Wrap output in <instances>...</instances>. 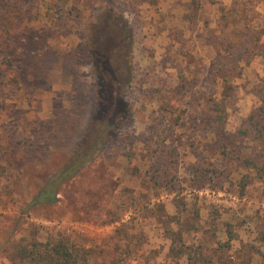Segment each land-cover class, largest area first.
Segmentation results:
<instances>
[{
    "label": "rangeland",
    "instance_id": "1",
    "mask_svg": "<svg viewBox=\"0 0 264 264\" xmlns=\"http://www.w3.org/2000/svg\"><path fill=\"white\" fill-rule=\"evenodd\" d=\"M194 6L191 0H0V226L9 225L0 237L54 230L83 240L91 251L84 250L85 261L95 255L91 264H100L98 251L125 253L127 242L139 238L145 244L153 215L175 204L186 207L179 212L184 218L222 223V234L234 240L226 250L246 251L264 264V184L250 183L244 170L207 150L214 101L233 93L222 139L260 104L264 0H201L202 17ZM116 16L134 33L125 92L131 121L117 137L102 136L93 163L57 191L55 202H36L92 124L90 35L95 23ZM115 66L128 79L124 61ZM210 165L214 181L193 173ZM61 221L90 229L81 234L52 225ZM120 262L127 264L124 254ZM149 263H156L153 253L138 264Z\"/></svg>",
    "mask_w": 264,
    "mask_h": 264
},
{
    "label": "trees",
    "instance_id": "2",
    "mask_svg": "<svg viewBox=\"0 0 264 264\" xmlns=\"http://www.w3.org/2000/svg\"><path fill=\"white\" fill-rule=\"evenodd\" d=\"M191 1L195 3V12H198L201 0ZM94 25L96 31L91 32V46L88 47V55L93 62L96 80V110L92 124L68 160L52 175L46 186V194L36 199L39 203L55 202L57 191H60L63 185L73 183L77 176L93 163L97 154L100 153L102 136L105 135L107 139L117 137L119 131L126 127L132 118L131 106L125 99V92L132 84L133 30L129 23L119 16H116L113 22H101ZM228 26L234 25L228 24ZM99 30H106L105 36L98 37ZM119 60H123L128 67V79H121L118 76L115 65ZM11 62L9 60L11 65H15ZM258 98L260 104L242 122L238 131L225 135V139L220 138L219 133L224 131L222 125L227 122V111L230 108L233 93H227L221 100L214 101L211 107L214 112V129L211 136L212 143L207 150L212 156L219 155L229 166H237L244 170L246 174L244 173L243 178H247L250 183L264 184V89L259 93ZM27 142L30 141L27 140ZM210 167L211 169L194 168L193 173L196 176H203L206 181L209 178L208 182L214 181L217 169L212 165ZM228 172L229 169L226 168L221 174ZM229 239L233 240L232 236L229 235ZM70 240V237H61V241L59 240L52 248L47 246L42 251L34 245L33 249L30 252L26 251L23 256L29 258L32 264H78L85 260L86 255H81L79 247L77 248L76 244L71 243ZM115 252L120 255L116 257V264L123 254L127 257V264H131L128 256L132 251L128 246L125 253L117 250ZM86 254H91V251L88 250Z\"/></svg>",
    "mask_w": 264,
    "mask_h": 264
},
{
    "label": "crops",
    "instance_id": "3",
    "mask_svg": "<svg viewBox=\"0 0 264 264\" xmlns=\"http://www.w3.org/2000/svg\"><path fill=\"white\" fill-rule=\"evenodd\" d=\"M172 3L178 0H169ZM199 17L203 16V11L198 10ZM151 208L156 207L155 204L151 205ZM185 208H180L177 205L169 206L164 210H161L164 214H155L151 219V233H145L148 235L147 247L140 248L141 245H145L144 241L141 243V239H133L131 245L127 246L132 251L128 259L131 264H138L140 260L148 258L150 253L154 254L155 264H245L247 261L249 264H254V255L248 254L244 251L226 250L227 243H234V240H230L226 231L222 234L223 224L209 223L202 220L199 221L194 218H184L179 212H184ZM146 224V223H145ZM9 225H2L0 228H7ZM138 226H141L139 224ZM8 228H15L14 225ZM226 233V234H225ZM61 237H68L66 235H60L57 231H40L35 237L31 236L28 232H21L16 237H9L8 235H1L0 237V264H32L29 258H25L26 251L30 252L34 245L39 247L42 251L44 247L49 246L52 248ZM146 237V236H145ZM147 238V237H146ZM71 243L76 244L79 247L80 254H84L86 249L85 243L75 238L70 237ZM114 245H121L123 242L119 238L110 239ZM140 240V241H139ZM93 242H95L93 240ZM219 242H222L223 250L220 247H216ZM85 245V246H84ZM9 248V254L7 251ZM108 250L103 252H97V256H101L100 264H116L117 253L114 248L107 247ZM83 250V251H82ZM5 252V254H3ZM91 255V254H89ZM95 257L89 256L86 259V264H91V259ZM85 260H82L78 264H85ZM252 261V262H251ZM150 264V263H149Z\"/></svg>",
    "mask_w": 264,
    "mask_h": 264
},
{
    "label": "built area",
    "instance_id": "4",
    "mask_svg": "<svg viewBox=\"0 0 264 264\" xmlns=\"http://www.w3.org/2000/svg\"><path fill=\"white\" fill-rule=\"evenodd\" d=\"M54 224L59 228H64L67 230H76L81 234H87L88 230L90 229L88 224L79 221H61L60 223H53L52 225Z\"/></svg>",
    "mask_w": 264,
    "mask_h": 264
}]
</instances>
